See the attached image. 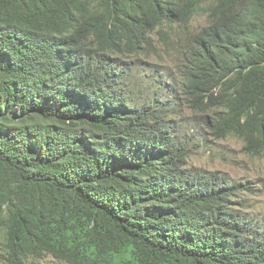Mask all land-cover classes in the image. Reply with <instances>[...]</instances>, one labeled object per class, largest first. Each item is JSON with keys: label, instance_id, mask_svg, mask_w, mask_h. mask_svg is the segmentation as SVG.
<instances>
[{"label": "trees", "instance_id": "16d2710c", "mask_svg": "<svg viewBox=\"0 0 264 264\" xmlns=\"http://www.w3.org/2000/svg\"><path fill=\"white\" fill-rule=\"evenodd\" d=\"M244 1L0 0V264H264L245 184L187 170L171 117L264 155V0ZM168 57L181 81L146 89Z\"/></svg>", "mask_w": 264, "mask_h": 264}, {"label": "rangeland", "instance_id": "374dc122", "mask_svg": "<svg viewBox=\"0 0 264 264\" xmlns=\"http://www.w3.org/2000/svg\"><path fill=\"white\" fill-rule=\"evenodd\" d=\"M194 23L203 25L205 16H197ZM156 59L144 60V68L138 73L146 89L150 85L156 86L167 75L169 85L181 81L178 60L169 57ZM171 117L179 126L176 141L180 149L183 148L180 152L186 156L184 167L195 176L219 173L234 183L243 182L245 187L238 194L229 196L231 206L256 222L259 230L264 232V155L248 154L243 149V141L235 136L222 138L210 114L188 110L181 104ZM41 264L67 263L49 255L41 260Z\"/></svg>", "mask_w": 264, "mask_h": 264}, {"label": "bare ground", "instance_id": "6f19581e", "mask_svg": "<svg viewBox=\"0 0 264 264\" xmlns=\"http://www.w3.org/2000/svg\"><path fill=\"white\" fill-rule=\"evenodd\" d=\"M171 58V57H170ZM157 60V59H156ZM181 64V63H180ZM176 65V64H175ZM172 66V65H171ZM177 68V67H176ZM183 89V88H182ZM137 90V89H136ZM192 115V114H191ZM187 148V147H186Z\"/></svg>", "mask_w": 264, "mask_h": 264}]
</instances>
